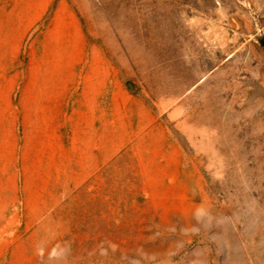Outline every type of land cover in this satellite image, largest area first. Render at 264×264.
<instances>
[{
	"label": "rangeland",
	"instance_id": "obj_1",
	"mask_svg": "<svg viewBox=\"0 0 264 264\" xmlns=\"http://www.w3.org/2000/svg\"><path fill=\"white\" fill-rule=\"evenodd\" d=\"M0 264H264V0H0Z\"/></svg>",
	"mask_w": 264,
	"mask_h": 264
}]
</instances>
